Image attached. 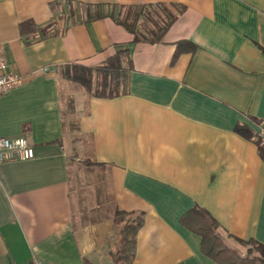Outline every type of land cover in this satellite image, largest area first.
<instances>
[{
	"label": "crops",
	"instance_id": "obj_1",
	"mask_svg": "<svg viewBox=\"0 0 264 264\" xmlns=\"http://www.w3.org/2000/svg\"><path fill=\"white\" fill-rule=\"evenodd\" d=\"M126 17L172 21L161 40L133 41ZM0 45L22 77L0 94V136L34 153L0 163V264H127L117 211L141 220L129 264H219L195 207L226 245L264 244V0H0ZM122 47L124 93L60 79Z\"/></svg>",
	"mask_w": 264,
	"mask_h": 264
},
{
	"label": "trees",
	"instance_id": "obj_2",
	"mask_svg": "<svg viewBox=\"0 0 264 264\" xmlns=\"http://www.w3.org/2000/svg\"><path fill=\"white\" fill-rule=\"evenodd\" d=\"M87 19L104 16L100 9L96 12H87ZM138 14L135 15L137 19ZM172 18L156 29L146 30L145 28L138 29L136 20L126 17L120 20L119 23L127 30L134 34L133 41L144 40L148 42L159 41L163 33L170 25ZM50 25H46L40 30L42 33ZM132 69L131 58L128 48H120L110 56H108L102 64L97 66H86L79 63H67L60 67V72L63 78L71 83H77L85 86L88 93L101 97H113L126 90V78L129 71ZM95 82V87L92 88V83ZM263 148V147H262ZM189 217L195 224V229L201 237V251L213 258L219 264H264V244L254 239H248L253 246L256 247L258 253L256 255H247L243 257L238 255L233 246L226 245L221 236L217 232V223L205 210L201 208H192L189 212ZM116 219L122 222L121 225V252L127 257L129 264L133 255V235L141 224L138 215L128 216L127 213L117 211ZM236 242L246 243V240L233 237ZM250 250V247H249Z\"/></svg>",
	"mask_w": 264,
	"mask_h": 264
},
{
	"label": "built area",
	"instance_id": "obj_3",
	"mask_svg": "<svg viewBox=\"0 0 264 264\" xmlns=\"http://www.w3.org/2000/svg\"><path fill=\"white\" fill-rule=\"evenodd\" d=\"M22 77L8 67L4 51L0 45V94L20 85ZM253 139L264 148V125H259ZM34 155L32 146L25 136H0V163L30 159Z\"/></svg>",
	"mask_w": 264,
	"mask_h": 264
},
{
	"label": "rangeland",
	"instance_id": "obj_4",
	"mask_svg": "<svg viewBox=\"0 0 264 264\" xmlns=\"http://www.w3.org/2000/svg\"><path fill=\"white\" fill-rule=\"evenodd\" d=\"M60 79L63 81V83L65 85H67L68 87L70 86L69 87L70 89H68V90L71 92L75 91V89L77 91H85L86 90L85 86H83L81 84L68 83V82H66V80H64V78H60ZM94 87H95V82L93 81L92 88H94ZM246 241H247L246 243L234 242L233 249L236 250L238 255H242L243 257H246L249 254L250 255H256L258 253V250L256 249V247L253 246L251 242H248V240H246ZM249 247H250V250H249Z\"/></svg>",
	"mask_w": 264,
	"mask_h": 264
}]
</instances>
